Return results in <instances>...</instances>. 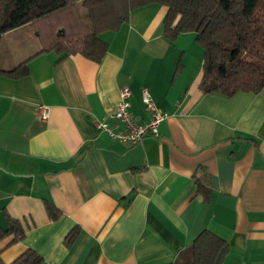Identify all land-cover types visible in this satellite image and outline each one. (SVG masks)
Segmentation results:
<instances>
[{
	"label": "crops",
	"instance_id": "1",
	"mask_svg": "<svg viewBox=\"0 0 264 264\" xmlns=\"http://www.w3.org/2000/svg\"><path fill=\"white\" fill-rule=\"evenodd\" d=\"M167 11L133 9L100 35V62L38 53L32 23L0 36V226L24 230L0 241L5 263L33 249L39 264H193L207 229L229 243L223 264H264V88L205 93V49L193 32L166 37ZM26 60V76L1 71ZM124 86L140 121L143 88L167 113L158 137L131 144L97 127L114 122Z\"/></svg>",
	"mask_w": 264,
	"mask_h": 264
},
{
	"label": "trees",
	"instance_id": "2",
	"mask_svg": "<svg viewBox=\"0 0 264 264\" xmlns=\"http://www.w3.org/2000/svg\"><path fill=\"white\" fill-rule=\"evenodd\" d=\"M157 3L168 7L163 20L164 34L174 40L180 33L193 32L205 49L201 89L205 93L232 96L239 91L258 93L264 88V0H0V36L32 23L41 41L38 53L55 51L60 59L80 53L100 62L109 43L100 36L117 31L129 21L133 9ZM37 53V54H38ZM12 78L29 74L28 60L10 70ZM199 191L208 189L200 182ZM57 216V208L48 204ZM10 227L0 226V241L24 235L14 219ZM74 232L68 239H72ZM229 243L210 230H202L192 245L193 264H223ZM33 249H27L10 263L39 264ZM177 264V263H170Z\"/></svg>",
	"mask_w": 264,
	"mask_h": 264
},
{
	"label": "built area",
	"instance_id": "3",
	"mask_svg": "<svg viewBox=\"0 0 264 264\" xmlns=\"http://www.w3.org/2000/svg\"><path fill=\"white\" fill-rule=\"evenodd\" d=\"M131 89L124 86L120 92V100L116 109L111 114L114 122L107 121L105 117L97 119V127L106 132L113 139L131 144H138L147 137H158L160 135L159 125L167 117V113L161 110L147 88L142 90V100L150 111L148 120L140 121L130 109L129 96ZM38 111L40 118L45 121L50 116V107L46 104H39Z\"/></svg>",
	"mask_w": 264,
	"mask_h": 264
}]
</instances>
